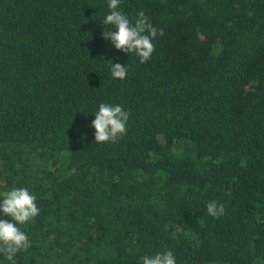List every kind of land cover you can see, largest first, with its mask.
<instances>
[{
  "label": "trees",
  "instance_id": "trees-1",
  "mask_svg": "<svg viewBox=\"0 0 264 264\" xmlns=\"http://www.w3.org/2000/svg\"><path fill=\"white\" fill-rule=\"evenodd\" d=\"M107 3L0 0V193L40 209L16 264H264V0H121L163 29L144 64L102 39ZM101 103L130 114L116 143Z\"/></svg>",
  "mask_w": 264,
  "mask_h": 264
},
{
  "label": "clouds",
  "instance_id": "clouds-1",
  "mask_svg": "<svg viewBox=\"0 0 264 264\" xmlns=\"http://www.w3.org/2000/svg\"><path fill=\"white\" fill-rule=\"evenodd\" d=\"M120 4L121 0H108L109 11L102 21L104 26L102 39L110 41L116 50L135 55L139 62L144 64L155 51L152 41L158 35H164L163 29L154 27L144 11L137 12L134 18H129L119 10ZM108 62L112 78L124 80L127 77L128 69L125 65ZM129 115V112L120 105L101 103L90 125L95 130V142L97 144L118 142L126 134ZM36 199L26 187H13L0 193V214L11 218V222L0 218V254L10 264H16L15 256L18 252L27 251L31 247L28 236L19 226L34 221L40 214ZM206 211L209 216L218 218L225 214V206L209 201L206 204ZM141 259L142 264H176L171 250L157 252L153 256L145 255Z\"/></svg>",
  "mask_w": 264,
  "mask_h": 264
}]
</instances>
